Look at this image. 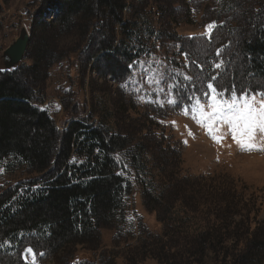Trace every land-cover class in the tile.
Returning <instances> with one entry per match:
<instances>
[{
	"label": "trees",
	"instance_id": "16d2710c",
	"mask_svg": "<svg viewBox=\"0 0 264 264\" xmlns=\"http://www.w3.org/2000/svg\"><path fill=\"white\" fill-rule=\"evenodd\" d=\"M11 1L0 0V12ZM149 2L140 0L144 5L137 7L129 0H41L28 46L32 64L0 72V160L12 156L26 167V173L36 175L0 190V264H26L22 260L26 248L39 261L64 255L67 245L89 243L95 252L101 231L114 228L122 198L130 193V186L117 173L114 154L131 145L133 139L86 118H72L65 128L58 129L41 109L45 103L41 81L58 60L54 38L80 26L79 39L93 52L90 61L114 82L126 78L128 63L149 49L153 37L168 35V39L179 40L166 30L168 16L175 8L157 1L156 8ZM51 12L52 24L40 21ZM153 13L165 26L151 23L147 16ZM205 13L214 14L207 23L220 24L207 42H213L211 77L223 80L218 91L233 96L247 89L263 90L264 0H211ZM238 86L243 89L236 92ZM134 149L129 158L138 170L146 150L138 143ZM229 196L226 206L223 196L217 203L223 207L216 209V219L199 230L185 231L181 218H161L156 212L162 233H142V249L148 258L160 264H201L211 253L217 264H262L264 219H255L252 226L247 218L246 232L230 233L223 213L237 214L240 203L235 194ZM231 239L232 249L227 246ZM63 262L97 264L85 255H70ZM138 262L131 258L127 264ZM100 263L117 264L115 259Z\"/></svg>",
	"mask_w": 264,
	"mask_h": 264
},
{
	"label": "rangeland",
	"instance_id": "374dc122",
	"mask_svg": "<svg viewBox=\"0 0 264 264\" xmlns=\"http://www.w3.org/2000/svg\"><path fill=\"white\" fill-rule=\"evenodd\" d=\"M131 1L137 7L144 5L140 0ZM156 1L175 8L166 30L180 39L153 37L149 49L128 63L126 78L120 82L103 75L95 61H90L91 47L87 51L79 39L81 26L54 38L58 60L41 81L45 97L41 109L60 130L72 118H86L133 139L114 154L117 173L130 186V193L122 198L114 228L101 231L97 251L89 243L67 245L64 255L39 261L26 248L22 255L26 264H63L70 255L90 256L97 264H104L102 259L127 264L131 258L138 264H160L142 249L143 232L162 233L156 212L161 218H181L185 231L199 230L216 219V209L223 207L217 203L223 196L226 206L229 194H235L240 203L237 214L223 213L230 233L246 232L247 218L252 226L255 219H264V89H247L233 96L218 91L223 80L211 77L213 42L207 43L220 25L207 23L214 15L205 13L211 0ZM156 1L149 4L156 7ZM40 6L41 0H12L5 5L0 12V55L18 37L21 27L31 37ZM124 15L130 18L129 13ZM41 18L52 24L54 15L51 12ZM147 18L155 27L163 25L154 13ZM28 48L20 64H32ZM241 89L238 86L236 92ZM246 110L252 117L248 136L242 134L244 122L238 119ZM147 122L154 125L147 127ZM253 130L256 134L250 139ZM137 143L146 150L138 170L130 160ZM32 176L36 175L26 173L18 159L0 160V190ZM233 243L229 240L228 248H234ZM201 264L217 263L209 253Z\"/></svg>",
	"mask_w": 264,
	"mask_h": 264
},
{
	"label": "water",
	"instance_id": "95a60500",
	"mask_svg": "<svg viewBox=\"0 0 264 264\" xmlns=\"http://www.w3.org/2000/svg\"><path fill=\"white\" fill-rule=\"evenodd\" d=\"M30 35L21 27L18 37L0 55V72L15 70L20 66L27 52Z\"/></svg>",
	"mask_w": 264,
	"mask_h": 264
},
{
	"label": "snow or ice",
	"instance_id": "6c2138e0",
	"mask_svg": "<svg viewBox=\"0 0 264 264\" xmlns=\"http://www.w3.org/2000/svg\"><path fill=\"white\" fill-rule=\"evenodd\" d=\"M238 119L244 122V128L242 130V134L245 136H248L249 135V128L251 127V122H252L251 113L246 110L245 113L242 114ZM262 131H264V129H262ZM255 134H256V132H255V130H253L251 132L250 139H254ZM220 143H222V140H220Z\"/></svg>",
	"mask_w": 264,
	"mask_h": 264
},
{
	"label": "bare ground",
	"instance_id": "6f19581e",
	"mask_svg": "<svg viewBox=\"0 0 264 264\" xmlns=\"http://www.w3.org/2000/svg\"><path fill=\"white\" fill-rule=\"evenodd\" d=\"M213 5V4H212Z\"/></svg>",
	"mask_w": 264,
	"mask_h": 264
}]
</instances>
